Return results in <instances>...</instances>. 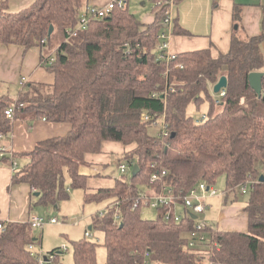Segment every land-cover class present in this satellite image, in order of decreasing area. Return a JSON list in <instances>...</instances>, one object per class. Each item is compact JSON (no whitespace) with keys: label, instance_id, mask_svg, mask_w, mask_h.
I'll return each instance as SVG.
<instances>
[{"label":"trees","instance_id":"16d2710c","mask_svg":"<svg viewBox=\"0 0 264 264\" xmlns=\"http://www.w3.org/2000/svg\"><path fill=\"white\" fill-rule=\"evenodd\" d=\"M157 1L150 23L129 12L125 0L123 8L91 19L70 38L66 29L78 23L87 0H33L17 12L1 7L0 44L38 47L39 63L53 77L49 83L20 84L15 100L0 93V133L7 135L11 128L8 108L13 120L69 126L65 134L40 140L27 152H13L16 161L25 157L26 162L13 172L12 183L39 192L36 203L55 204L68 196L65 169L70 187L84 190V201L108 199L106 212L95 214L89 229L103 232L105 264H264V180L259 181L264 175V77L259 96L248 82V74L264 64V19L256 35L235 29L226 52H178L167 62L159 59L157 34L168 5ZM239 15L235 7V22ZM173 34L189 32L173 19ZM177 63L183 67L175 68ZM221 76L227 80L224 95H213L210 86ZM168 86L173 91L164 93ZM204 104L203 119L187 112L189 105L198 110ZM143 113L150 119L142 120ZM160 119L167 135L161 137V129L149 134L148 127ZM106 142L122 145L118 163H136L139 169L134 176L120 174L111 187L90 191L88 175L79 167L87 156L102 154ZM0 161L9 165L7 157ZM152 174L157 178L150 182ZM219 176L225 178V192L247 186L248 229L222 231L205 223L216 243L209 248L187 246L195 217L184 213L181 201L159 206L153 219L143 218L141 207L132 208L140 193L184 195L200 182L213 186ZM116 200L118 206H110ZM168 210L184 215L179 221L173 214L165 219ZM0 224V264H37L34 247H26L38 240L30 223ZM95 243L74 242V264H96ZM58 250L50 251L53 258L63 251Z\"/></svg>","mask_w":264,"mask_h":264},{"label":"crops","instance_id":"0c3cea01","mask_svg":"<svg viewBox=\"0 0 264 264\" xmlns=\"http://www.w3.org/2000/svg\"><path fill=\"white\" fill-rule=\"evenodd\" d=\"M32 1L0 0V10L3 6L9 12H17L29 6ZM108 1L110 0H87V5L100 6ZM150 2L152 4L151 13L144 16L141 20L143 23H150L154 19L153 7L156 2L154 3V0H150ZM174 4H178L177 7ZM174 4L172 5V15L175 21L189 34H172L170 36L168 51L173 54L202 48H210L213 56L220 52H226L235 25L243 35L253 36L261 31L264 19V0H179ZM175 7L176 9H174ZM235 7L240 10L239 19L236 22L233 20ZM29 51V58L35 56V62L31 67L28 65L27 73L19 75L18 70H21L24 56ZM261 51L264 59V42L261 44ZM39 58L38 47L25 51L23 47L20 48L17 45L0 44V84L19 82L21 77H25L26 82H51L53 76L41 67ZM261 71L264 72V64ZM68 130L67 124L51 123L43 119L29 122L23 119H14L11 122L9 133L0 140V145L9 148L12 152H27L38 141L63 135ZM103 150L100 155L87 156V163L84 164L102 167V169L93 168L94 174L88 176L87 186L90 191L100 187H111L114 185V180L118 178L111 177L103 171L110 164L112 155L121 154L122 145L116 142H106ZM19 162H26V158L20 157L17 159V163ZM12 175L13 172L8 165L0 161V220L28 221L32 217L29 215L30 196L34 195V192L26 183L13 184Z\"/></svg>","mask_w":264,"mask_h":264},{"label":"rangeland","instance_id":"374dc122","mask_svg":"<svg viewBox=\"0 0 264 264\" xmlns=\"http://www.w3.org/2000/svg\"><path fill=\"white\" fill-rule=\"evenodd\" d=\"M27 1V0H22ZM178 4H174L177 7ZM152 4L150 0H128L127 9L133 13L136 18L142 20L144 16L151 13ZM176 7L174 9H176ZM82 10V9H81ZM80 10V11H81ZM174 18V16H173ZM242 33L241 31H239ZM243 35V34H242ZM21 48V47H20ZM29 50V49H27ZM26 51V50H25ZM35 51V50H34ZM30 51L26 52L23 60L21 70H17L19 75L27 73L28 65L30 67L35 62V56L30 57ZM29 62L27 64V59ZM30 63V64H29ZM32 63V64H31ZM21 88L18 81L8 82L7 84H0V93L7 94L12 100H15L17 91ZM212 90V85L210 86ZM213 93V92H212ZM213 95H216L213 93ZM207 109V105L200 106L197 110L193 105H189L187 112L193 114L194 112H202ZM157 124L150 125L148 132L151 135H157L160 132L162 122L156 121ZM119 156L112 155L110 164L103 171L111 177H119L117 169ZM122 163L128 166V162L122 160ZM23 162L17 163L16 169L20 170ZM102 169L97 165H81L79 167L80 173L85 175H93L92 169ZM63 186L68 193L66 198H59L55 204L44 205L36 203L38 197L35 195L30 196V216H39L44 219L56 218L59 220L57 224L45 223L42 228H32L31 236L38 239L35 241L34 250L42 256L50 258L49 264H74L73 262V243L79 239H86L96 244L95 257L96 264H105L106 249L104 247L103 232L97 228L92 230L88 226L93 225V218L95 214L104 209L108 204V199L98 201H84V190L82 188L70 187V178L66 170H63ZM213 187L217 190H226L224 176H219ZM248 200V193H242L241 187L237 186L234 190L226 191L223 196H212L205 199V203L210 205L207 207L204 214L198 215L200 219H204L207 225H211L222 231H241L247 232L248 220L245 211L246 202ZM207 201V202H206ZM178 211L180 207L178 206ZM155 209L150 207H142L141 215L146 219L155 218ZM86 230L89 231V236L85 235ZM65 245L67 250H63L57 256L52 258L50 251L53 249L58 250L61 246Z\"/></svg>","mask_w":264,"mask_h":264},{"label":"built area","instance_id":"2783aa9c","mask_svg":"<svg viewBox=\"0 0 264 264\" xmlns=\"http://www.w3.org/2000/svg\"><path fill=\"white\" fill-rule=\"evenodd\" d=\"M168 5V10L163 18V29L158 32L157 39L159 41L158 45V56L159 59H164L167 62L175 58V54L170 53L168 51L169 46V38L173 34V15H172V5L174 4L173 0H162ZM160 1H157V4H159ZM125 6V0H110L104 5L96 6V5H87L85 8H83L79 12L78 17V23L73 28L66 29V35L67 38H70L72 36H76L81 30L85 29L91 19L101 18L108 14L112 9L115 7L123 8ZM53 57L50 58L52 60ZM182 64L177 63L175 64V68H182ZM26 82L25 77H21L19 80L20 84H23ZM166 91H173L172 86L166 87ZM218 96L224 95V89H221L218 93ZM6 115L13 120V111L12 108H8L5 111ZM193 115L200 116L201 119L205 118V114L201 112H194ZM141 119L146 121L150 119V116L146 113H143L141 115ZM162 122L161 125V132L159 135L161 137L167 135L166 125L164 123L163 119H160ZM153 124H157L156 121L153 122ZM5 135L0 133V140ZM7 157L9 158V165L11 172H15L17 161L13 157V152L9 150V148H6L2 145H0V158ZM117 168L120 172V174L126 173L127 171L131 172L132 164L128 163V166L125 164L118 163ZM157 178L156 174H152L150 177V182H153ZM241 192L246 193L247 192V186L246 185H240ZM226 192L222 190H217L213 186L207 185L203 182H200L198 186L195 188L190 189L186 194L184 195H174L170 191H164L163 193L158 194H146V193H140L138 197L135 198L133 202L132 208H142V207H150L157 209L159 206L162 205H169L170 203H176L177 200L181 201V204L183 206L184 213L191 214L192 216H195V223L193 225L192 230L188 234L187 239V246L189 248H209L212 246V244H216L213 242L210 238V235L208 232H206L205 229V221L204 219H200L198 215L204 214L207 206L205 203V199L208 197H212L215 195L223 196ZM119 200L114 201L110 206H118ZM107 208L105 207L101 211H99V215H104ZM173 214L174 220L179 221L184 214H178L175 211L171 212V210H168L165 214V219H170ZM115 219L119 218L118 213L116 212ZM28 222L32 226V228H42L45 223L50 224H57L59 223V220L56 218H49L44 219L39 216H32ZM2 228V224H0V229ZM86 236H89V231L86 230L85 232ZM28 249H33L32 245L26 246ZM61 250H66L67 247L65 245L60 247ZM37 258V264H49L50 258L48 256H42L40 253H35ZM53 258V255H51Z\"/></svg>","mask_w":264,"mask_h":264},{"label":"water","instance_id":"95a60500","mask_svg":"<svg viewBox=\"0 0 264 264\" xmlns=\"http://www.w3.org/2000/svg\"><path fill=\"white\" fill-rule=\"evenodd\" d=\"M235 29H237V26H234ZM53 30V26L50 25L49 29H48V36L51 34ZM264 77V72L262 71H253L250 72L248 74V82L250 87L253 89V91L259 96L261 94V90H262V79ZM227 84V80L225 76H221L218 81L213 84L212 86V92L214 94L218 93L221 89H224L226 87ZM138 165L136 163H134L132 165V169H131V175L134 176L136 175V173L138 172ZM264 180V175L261 174L259 176V181H263ZM39 192H34V195H38ZM192 217H195L194 215ZM91 226H88V229H90Z\"/></svg>","mask_w":264,"mask_h":264}]
</instances>
